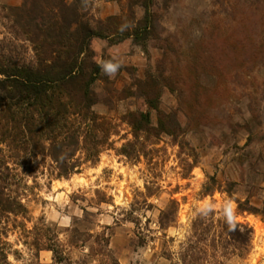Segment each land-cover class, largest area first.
Wrapping results in <instances>:
<instances>
[{
	"label": "rangeland",
	"instance_id": "obj_1",
	"mask_svg": "<svg viewBox=\"0 0 264 264\" xmlns=\"http://www.w3.org/2000/svg\"><path fill=\"white\" fill-rule=\"evenodd\" d=\"M24 2L0 0V54L18 63L35 60L9 10ZM70 2L97 21L120 17L123 32L145 18V0ZM152 2L154 31L145 47L133 39L93 42L99 64L118 65L97 84L95 110L112 125L100 161L69 179L56 178L48 156L11 166L12 190L28 214L0 218V264H32L31 244L44 224L66 245L75 229L83 240L106 232L121 264H172L167 255L176 258L190 239L211 246L199 264H264V0ZM149 77L162 90L161 110L177 114L183 133L178 141L152 138L140 153L128 148L132 159L121 154L135 143L129 115L150 113L158 126L157 112L135 95L137 82ZM173 199L180 203L177 223L164 231L161 212ZM134 205L141 228L124 220ZM226 224L239 241L217 251ZM91 244L69 248V256L81 260ZM40 260L54 264L53 253L42 251Z\"/></svg>",
	"mask_w": 264,
	"mask_h": 264
},
{
	"label": "trees",
	"instance_id": "obj_2",
	"mask_svg": "<svg viewBox=\"0 0 264 264\" xmlns=\"http://www.w3.org/2000/svg\"><path fill=\"white\" fill-rule=\"evenodd\" d=\"M152 3L145 0V18L134 22L127 32H123L120 17L94 20L70 0H25L22 6L9 9L16 26L32 44L35 60L18 63L0 54V218L28 214L20 196H15L12 190L17 179L12 165L20 166L39 156H48L56 166V178L69 179L80 174L84 165L100 161L103 151L111 145L112 125L95 110L100 103L97 84L109 78L103 65L96 61L93 42L133 39L136 45L145 47L143 43L154 31ZM137 86L135 95L157 112L158 126L152 125L150 113L129 115L135 143L123 148L121 154L132 159H137L138 146H144L152 138L168 135L178 141L183 133L177 114L161 110L162 90L157 80L149 77L137 82ZM179 145L187 146V143L180 141ZM151 190L147 186L149 197L153 198L156 194ZM144 206L151 204L146 200ZM179 206L173 199L161 212L162 230L167 231L177 223ZM135 211L134 205L124 220L133 221L141 228L140 221L134 218ZM226 221L230 220L226 218ZM198 222L194 223V230ZM70 233L68 245L63 244L44 224L31 244L36 251L32 264H42V251L53 253L54 264H121L106 232L90 235L89 240H83L85 235L77 229ZM252 235L253 231L249 230L250 242ZM238 241L226 224L223 238L214 247L226 251ZM89 243L92 244L88 253L81 260L74 261L69 256V248H86ZM210 247L201 248L199 242L190 239L182 244L176 258L168 254L167 259L172 264H199V256Z\"/></svg>",
	"mask_w": 264,
	"mask_h": 264
},
{
	"label": "clouds",
	"instance_id": "obj_3",
	"mask_svg": "<svg viewBox=\"0 0 264 264\" xmlns=\"http://www.w3.org/2000/svg\"><path fill=\"white\" fill-rule=\"evenodd\" d=\"M103 67L106 70V72L110 75H114L115 72L118 70V65L113 64L111 62H107Z\"/></svg>",
	"mask_w": 264,
	"mask_h": 264
}]
</instances>
